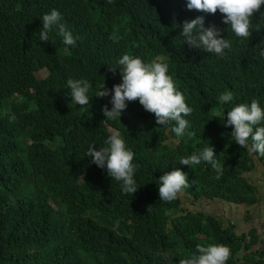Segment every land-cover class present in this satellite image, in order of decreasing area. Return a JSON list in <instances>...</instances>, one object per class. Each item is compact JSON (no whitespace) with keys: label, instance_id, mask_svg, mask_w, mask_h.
Listing matches in <instances>:
<instances>
[{"label":"trees","instance_id":"1","mask_svg":"<svg viewBox=\"0 0 264 264\" xmlns=\"http://www.w3.org/2000/svg\"><path fill=\"white\" fill-rule=\"evenodd\" d=\"M186 2L0 0V264H179L198 254L197 245L212 243L230 247L227 264L264 260L255 229L236 233L232 224L188 210L182 200H258L244 173L255 162L264 165V157L236 144L232 126L219 118L225 114L226 122L228 110L253 99L264 108V6L253 16L252 36L243 39L219 11H189ZM53 9L75 46H66L56 28L47 42L40 40L41 18ZM198 15L230 40L223 57L184 43L180 26ZM126 53L168 63L193 109L185 135L176 138L157 125L139 101L129 102L120 120L105 118L111 94H95L122 82L118 61ZM81 78L92 84L85 106L72 101L67 85ZM226 91L233 100L221 105ZM114 133L135 154L140 188L133 196L87 156L90 146L105 147ZM209 145L223 168L220 179L206 162L179 164ZM176 167L191 186L178 199L162 201L158 179Z\"/></svg>","mask_w":264,"mask_h":264},{"label":"clouds","instance_id":"2","mask_svg":"<svg viewBox=\"0 0 264 264\" xmlns=\"http://www.w3.org/2000/svg\"><path fill=\"white\" fill-rule=\"evenodd\" d=\"M264 6V0H187L186 9L195 10L204 14L215 15L218 11L222 14V23L229 25L231 31L238 38L250 39L254 31L253 16ZM261 15H264L262 13ZM43 28L39 33L40 40H49V31L53 28L63 37V43L68 46H75L76 39L68 30L66 24L61 23V13L53 9L41 18ZM180 36L184 43L193 49L216 54L219 57L225 55L226 49H231L229 39L222 36V30L214 23L205 26V16L198 15L193 19L185 20L182 24ZM259 55L264 57V49ZM121 66V83L107 89L105 85L98 90L95 97H107L111 94V109L103 106L105 118L119 119L122 112L126 110L129 102L139 101L144 110L154 114L156 124L165 126L176 138L185 135L190 127L185 117L190 116L193 109L186 103V97L176 85L172 75L169 74V65L159 58L151 62H145L139 56L124 54L119 59ZM115 72L116 68H110ZM68 88L72 101L80 106L90 104L89 91L92 84L87 79H68ZM233 100V93L226 91L218 98L223 105ZM219 118L224 127L232 126L231 137L241 148L247 149L252 154L264 157V108L258 100L253 99L251 103H239ZM16 117H10L15 120ZM175 122V126H170ZM191 137L192 132H187ZM106 146L97 149L94 145L88 149L87 156L90 162L97 167L107 169L111 179L121 183L122 192L133 196L140 187L134 178L138 165L135 164L134 152L129 149L123 138L118 133L110 135L105 141ZM211 165L217 173L216 179L223 175V168L216 158L214 147L206 146L202 151L179 160L180 165H198L201 162ZM158 192L159 198L165 202H172L191 186L188 174L181 168L176 167L159 177ZM194 183V181H193ZM196 252L187 258L179 260V264H227L231 257L230 247L225 244L197 245Z\"/></svg>","mask_w":264,"mask_h":264},{"label":"crops","instance_id":"3","mask_svg":"<svg viewBox=\"0 0 264 264\" xmlns=\"http://www.w3.org/2000/svg\"><path fill=\"white\" fill-rule=\"evenodd\" d=\"M244 177L253 185L254 192L258 198L253 204H233L217 199H202L195 202V204L196 206L203 204L204 208L195 207L194 210H201L205 214L212 215L224 225L232 224L236 233H246L253 228L258 236H262L264 234V165L255 162L253 169L244 173ZM231 205L238 206L234 207ZM239 206H242V208H237ZM224 211L227 215L224 214ZM258 245L260 246L259 241ZM254 247H257V245H254Z\"/></svg>","mask_w":264,"mask_h":264},{"label":"rangeland","instance_id":"4","mask_svg":"<svg viewBox=\"0 0 264 264\" xmlns=\"http://www.w3.org/2000/svg\"><path fill=\"white\" fill-rule=\"evenodd\" d=\"M182 200H183L184 202H186V206H187L188 210H189V209H190V210H194L195 207L200 208V209H203V208H204V207H203V204H202V205L200 204V205H197V206H196L195 203H192V204H191V203L189 202V200H188L187 198H185V197H183ZM231 206L236 207V206H238V205H231ZM237 208H242V206H239V207H237ZM224 214L227 215L225 211H224Z\"/></svg>","mask_w":264,"mask_h":264},{"label":"built area","instance_id":"5","mask_svg":"<svg viewBox=\"0 0 264 264\" xmlns=\"http://www.w3.org/2000/svg\"><path fill=\"white\" fill-rule=\"evenodd\" d=\"M260 244L264 249V234L260 237ZM260 264H264V260Z\"/></svg>","mask_w":264,"mask_h":264}]
</instances>
